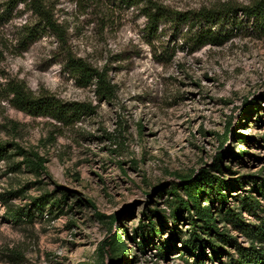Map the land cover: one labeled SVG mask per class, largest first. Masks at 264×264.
Instances as JSON below:
<instances>
[{
  "label": "rangeland",
  "instance_id": "1",
  "mask_svg": "<svg viewBox=\"0 0 264 264\" xmlns=\"http://www.w3.org/2000/svg\"><path fill=\"white\" fill-rule=\"evenodd\" d=\"M153 1L192 11L253 0ZM45 2L60 32L46 27L25 3L7 10L0 2V144L8 154L19 147L45 160L37 170L18 154L0 160V264H112L109 251L103 256L99 249L113 233L129 249L114 264L193 262L182 248L192 230L188 213L177 222L169 218L167 191L180 176L210 169L228 147L247 154L225 158L231 170L221 177L231 182L243 175H256L258 182L264 177V32L238 14L214 27L220 37L200 45L196 30L184 23L162 21L151 32L144 2ZM67 53L107 69L113 98L97 97L94 82L82 86L67 65ZM13 80L37 94L92 103L94 111L62 122L29 115L8 99L7 84ZM255 101L263 109L245 114ZM234 130L253 140H238ZM249 195L261 209H243L242 198ZM39 198L47 200L44 209L35 202ZM214 206L222 213L219 202ZM226 207L242 212L251 225L264 218V196L251 182L231 188ZM11 208L30 211L33 219L11 220ZM152 210L166 226L143 252L134 231L148 223ZM220 226L248 244L231 224ZM162 243L173 246L165 258L157 256ZM227 260L225 254L214 262Z\"/></svg>",
  "mask_w": 264,
  "mask_h": 264
},
{
  "label": "trees",
  "instance_id": "2",
  "mask_svg": "<svg viewBox=\"0 0 264 264\" xmlns=\"http://www.w3.org/2000/svg\"><path fill=\"white\" fill-rule=\"evenodd\" d=\"M137 5L145 3L143 8L147 17L150 31H156L162 21L172 20L176 23L187 24L188 28L196 30V41L204 45L215 38L214 27L219 25L226 18L238 14H243L253 19L257 28L264 32V0H253L249 4H224L220 8L207 9L201 8L192 11H178L170 9L153 0H128ZM7 9H12L19 3H25L29 9L44 21L46 27L55 32H60L58 25L53 20V16L46 5L45 0H0ZM7 9V10H8ZM30 33H33L31 30ZM66 61L70 71L76 76V80L86 86L94 82L95 94L105 100L112 99L115 94V86L112 84L107 69H99L90 65L85 59L77 57L71 53L66 54ZM7 95L12 106L22 112L32 116H44L56 119L60 122L80 118L81 115L94 111L92 103L82 101H67L53 93L37 94L32 91L22 81H11L7 84ZM264 99V95L261 97ZM263 109L261 104L254 102L253 109L250 106L243 110L245 114L253 113ZM222 139V146L227 141L228 133ZM233 135L239 140H253V137L244 136L235 130ZM15 147V146H14ZM16 148L15 152L8 154L7 146L0 144V160L9 159L15 155L24 157L23 164L29 168L43 169V158L37 152H27L25 149ZM247 154L245 149H240L237 153L232 147L221 151L212 163L210 169H201L196 175L180 176V182L173 184L167 191L172 196L169 203V218L173 222L179 221L185 212L188 213V220L192 225V230L188 232V237L182 240V248L189 255L193 256L194 261L189 264H206L209 260L215 264V258L223 255L228 256V260L223 264H264V218L254 224L245 222L242 212L231 210L226 207L231 188L241 187L245 182H251L256 192L264 196V177L258 182L256 175H243L234 182L229 181L224 175L225 171L231 168L223 163L227 157L242 159ZM217 172L218 174L214 173ZM220 174V175H219ZM183 190L184 194L179 191ZM63 196L66 198L67 193ZM7 202V201H5ZM38 206L44 209L47 203L45 198L35 199ZM51 202V201H50ZM215 202H219L222 207V213L217 214L218 208H215ZM205 203V204H203ZM242 207L245 211H252L260 208V202L253 195L242 198ZM261 209V208H260ZM148 216V223H141L134 231V239H138V246L144 252L150 243L152 235L159 234L161 229L166 226V220L157 210H152ZM14 221H30L33 219L32 213L25 212L24 209L11 208L7 215ZM156 219L161 224L158 227ZM113 224L115 216L110 218ZM220 221V222H219ZM220 223L231 224L235 230L239 231L247 245L239 240V235H234L226 228L220 226ZM122 228H126L122 226ZM171 232H176L172 230ZM179 238V237H178ZM173 246L162 243L157 247V256L165 258L168 256L169 249ZM234 249V252L229 249ZM105 249L110 253L111 263H117L124 260L129 252L127 244L119 233H113L105 240L99 252L104 256ZM17 258H21L19 251L12 252Z\"/></svg>",
  "mask_w": 264,
  "mask_h": 264
}]
</instances>
